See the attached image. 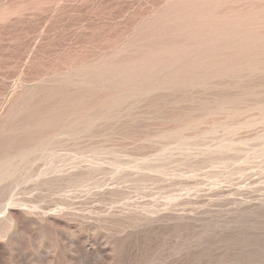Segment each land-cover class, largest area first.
<instances>
[{
	"label": "rangeland",
	"instance_id": "obj_1",
	"mask_svg": "<svg viewBox=\"0 0 264 264\" xmlns=\"http://www.w3.org/2000/svg\"><path fill=\"white\" fill-rule=\"evenodd\" d=\"M0 264H264V0H0Z\"/></svg>",
	"mask_w": 264,
	"mask_h": 264
}]
</instances>
